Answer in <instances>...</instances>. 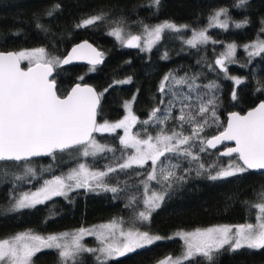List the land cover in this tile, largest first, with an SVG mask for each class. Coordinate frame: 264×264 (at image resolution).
I'll return each instance as SVG.
<instances>
[{
  "label": "snow or ice",
  "instance_id": "1",
  "mask_svg": "<svg viewBox=\"0 0 264 264\" xmlns=\"http://www.w3.org/2000/svg\"><path fill=\"white\" fill-rule=\"evenodd\" d=\"M247 0H238L236 7H243ZM159 6L160 0H152ZM60 5L47 10L46 15L53 16ZM228 10L221 8L209 17L208 27L227 28ZM104 13L82 18L77 28L94 26L104 21ZM142 33L125 35L122 27H114L109 35L120 41L122 46L140 48L150 51L161 40L165 30L179 32L188 25L177 26L170 21L149 26L140 22ZM245 19L235 23L236 28L244 27ZM261 35H264V20L261 21ZM42 28L41 24H37ZM46 30V29H45ZM207 28L193 30L190 39L185 43L192 48L207 44L211 37ZM216 43V41H212ZM249 59L264 54V39L243 46ZM237 45L230 43L215 60V64L227 74L225 61L235 62ZM168 58L167 53L162 57ZM74 60H87L95 66L103 62V53L94 48L88 41L75 45L66 57L50 54L44 47L21 49L17 51H0V162H25L22 174L11 173L16 181L37 178L36 169L31 167L33 157L50 156L56 153L75 150L82 157H97L105 152L115 153L114 147L100 143L94 133H116L123 130L119 136L121 156L115 164H108L103 169H96L87 163L78 162L66 174L54 176L43 181L42 187L19 197H12L8 211L35 208L44 204L54 196L68 198L69 193L84 188L89 192H111L116 195L127 190V181L121 187L119 179L110 182V176L118 171L132 169L133 166L143 168L149 161L151 170L143 185L142 199L136 194L128 197L126 207L142 203L143 208L136 212L135 219L141 223L150 219L166 196H169L176 185H182L195 173L196 178H206L211 181L225 180L249 170H264V100L241 115L239 112L228 114L227 124L217 135L207 137L206 129L215 124L221 127L217 116L219 89L214 81L200 85L196 81L199 75L177 77L169 72L161 80L157 91L160 100L148 113V118L140 120L132 111V100L124 101L126 115L115 122L104 120L98 122L97 116L104 92L77 83L66 95H60L53 72L61 65L70 64ZM27 62V68H22V62ZM242 67L245 65H241ZM211 67V66H209ZM234 85L239 86L244 80L237 76H227ZM83 80V77H80ZM131 83V77L115 80L108 87ZM257 91L264 92V84L259 81ZM187 86V92L176 86ZM203 88L206 91L201 92ZM195 94V96H193ZM232 100L237 99L235 88L231 94ZM163 106V107H161ZM178 108V114L173 110ZM169 122L172 126L169 127ZM142 130L133 132L137 125ZM149 126L156 129L155 135L149 132ZM224 141H233L234 147H226L220 156L231 157L225 165L201 162L200 153L216 148ZM133 150L127 154V150ZM176 162H172V158ZM164 158V159H162ZM114 159H116L114 157ZM181 160L188 161L189 167L182 169ZM195 163V167L193 164ZM0 175L7 176L6 167L0 168ZM139 175V173H137ZM155 181L157 188L150 187ZM258 202L249 207L256 210L255 223L219 225L194 230H178L164 237L153 234L139 227L124 228L122 219L114 218L107 224L94 226L91 229L81 227L74 232H61L47 236L35 234L32 231L21 232L10 238L0 239V264H35L34 257L44 250H54L59 264H84L82 254L89 253L96 264H109V261L136 253L137 250L150 247L162 240L179 239L182 241L181 252L177 256L168 255L157 264H201L197 257L203 258L208 264H215L217 255L222 251L235 252L239 249H264V186L257 194ZM249 204L248 201H245ZM95 236L99 242L95 248L82 243L84 236ZM227 246V247H226Z\"/></svg>",
  "mask_w": 264,
  "mask_h": 264
},
{
  "label": "trees",
  "instance_id": "2",
  "mask_svg": "<svg viewBox=\"0 0 264 264\" xmlns=\"http://www.w3.org/2000/svg\"><path fill=\"white\" fill-rule=\"evenodd\" d=\"M237 2L238 0H160L159 6H155L152 0H0V50L17 51L41 46L50 54L62 57L75 42L85 38L92 41L105 57L102 63L95 66L94 71L91 70L93 66L88 64L60 66L55 69L54 78L60 95H64L76 81L89 82L98 92L108 88L101 99L97 120L118 118L124 111V101L132 100L133 96L136 97L132 104L134 114L140 120L147 119L148 113L161 98L157 89L166 74L172 72L177 77L198 74L197 84L204 85L214 81L219 85L215 94L219 98L217 116L221 127L218 128L215 124L208 127L204 135L209 137L223 129L228 111L243 112L264 100V92L256 90L258 81L264 84V54L249 59L247 52L241 47L251 40L264 39V35L260 34L261 21L264 20V0H247L243 7H236ZM57 4L60 7L53 16L46 15L47 10ZM221 8L228 10V16H222V19L228 20V27H208L209 17ZM100 13L106 15L104 21L87 28L76 27L82 18ZM245 19L248 23L244 27H235V23ZM162 20L188 25V28H182L179 32L165 30L161 40L150 51L122 46L120 41L109 35L117 25L129 28L135 21L152 24ZM38 23L43 27L38 28ZM201 28L208 29L207 35L211 40L197 48L187 45L185 39L190 31ZM227 43H235L238 48L233 57L235 62L225 61V74L215 64V60ZM165 53L168 55L167 59L162 58ZM226 75L240 77L244 83L236 86ZM128 77H131V83L108 87L113 81ZM176 87L187 92L186 85ZM234 88L237 92L236 100L231 98ZM200 91L206 90L201 88ZM178 108L179 106L173 110L174 115L178 114ZM168 126L171 127L172 122ZM142 127L137 124L133 132L141 131ZM149 132L155 135L156 129L149 126ZM94 135L100 142L117 151L88 157L86 163L96 169H103L110 163L115 164L121 156L120 131ZM225 145L200 153L201 162L206 165L217 162L226 165L232 158L219 155L220 148ZM72 151L75 150L57 152L55 159L50 156L31 158L30 164L37 170L36 179L29 177L27 180L16 181L8 177L0 181V239L22 230L45 234L114 217H124L132 226L164 237L182 229L255 220L256 210L249 205L258 202L257 194L264 186V172L249 170L217 181L196 178L193 173L185 183L174 187L148 221L141 223L135 219L141 203L132 207L126 205L132 194L142 199L143 185L140 182L146 179L151 170L150 161L143 168L133 166L132 169L118 171L110 176V182L115 183L119 179L121 187L127 181V190L117 194L116 198L111 192H89L80 188L70 192L68 198L54 196L35 208L8 211L12 197L37 187L44 180L67 169L74 161L68 156V152ZM130 153L131 149H128L127 154ZM172 162H176L175 157ZM180 163L182 174V169L189 167V164L186 160H181ZM49 165L50 168H47ZM149 183L152 188L158 187L155 181ZM181 248L182 241L178 238L165 239L137 250L136 253L111 260L109 264H153L167 255H179ZM81 258L84 264H96L92 254L84 253ZM196 259L201 264H208L201 257ZM34 262L59 264L54 250L37 253ZM215 264H264V249L243 248L235 252L222 250L217 255Z\"/></svg>",
  "mask_w": 264,
  "mask_h": 264
},
{
  "label": "rangeland",
  "instance_id": "3",
  "mask_svg": "<svg viewBox=\"0 0 264 264\" xmlns=\"http://www.w3.org/2000/svg\"><path fill=\"white\" fill-rule=\"evenodd\" d=\"M221 19H222V17H221ZM164 21H165V20H164ZM164 21L162 20V21H159V22H156V23H152V24H148V23H145V24H148L149 26H153V25H156V24L163 23ZM172 23H173V22H172ZM176 25H177L178 27L181 26V25H178V24H176ZM117 26L122 27V28L124 29V33H125V35H127L128 33H131V34H133V35H137V34H141V33H142V25H141V23H139L138 21L133 22V24H132L129 28H125V27H123L122 25H117ZM117 26H115V27H117ZM113 28H114V27H113ZM113 28H112V29H113ZM195 30H199V29H195ZM192 31H193V30L190 31V33H189V35L186 37L185 41H186L187 39H190V38H191V36H192ZM256 40H257V39H254V40H251V41H249V42H246V43L242 44L241 47L244 49V47H243L244 45H246V44H250V43H253V42H255ZM228 44H230V43H227V44H224V45H223V48H222V50H221V53L224 52V51L226 50ZM38 47H41V46H38ZM38 47H31V48H25V49H32V48H38ZM237 48H238V46H237ZM244 50H245V49H244ZM226 61H227V60H226ZM22 64L27 65V62H26V61H25V62H22ZM128 101H130V100H128ZM132 111H133V109H132ZM133 113H134V112H133ZM124 115H126V111H125V109H124L123 113H122L118 118H116V119H113V120L103 119V120H98V122H103L104 120H108V121H110V122H115V121H117V120H119V119H122ZM117 130L120 131V136H122V135H123V130H122V129H117ZM132 131H133V129H132ZM94 136H95V135H94ZM95 138H96V136H95ZM96 139H97V138H96ZM97 140H98V139H97ZM98 141H99V140H98ZM99 142H100V141H99ZM100 143H102V142H100ZM102 144H105V143H102ZM106 145H107V144H106ZM132 151H133V150H131V152H132ZM130 154H131V153H130ZM68 156H69L72 160L74 159L73 163L70 164V166H68V168L65 169L62 173L57 174V175H54V176H59V175L66 174V173L69 171L70 168H74V167H76V165H77L78 162L86 163V158H88V157H82V156H80L79 153L76 152V151H74V152H73V151H72V152H68ZM89 157H91V156H89ZM24 163H25V162H20L19 164H17V162H0V168H4V167H6L7 170H8V172H9V175H7V176L0 175V181H1L2 179H6V178H8V177H11V178L14 179V176H13L11 173L22 174ZM50 166H51V165L47 166V168H50ZM31 167H33L34 169H36L34 165H31ZM43 167L45 168V166H43ZM43 167H41V169H43ZM36 172H37V170H36ZM54 176L50 177L49 179H52ZM42 185H43V183L39 184L37 187H35V188H33V189H30V190H28V191H24V192L20 193L17 197L23 195L24 193H31V192H34V191H36L37 189H39L40 187H42ZM142 208H143V205H142V203H141V208H140L139 210H141ZM114 218H116V219H122V220L124 221V225H123V226H124L125 230H127L129 227H133V226H132V223H129L128 220L125 219L124 217H114ZM114 218H111V219H109V220H104V221L95 222V223H92V224H89V225H86V226H81V227L86 228V229H91V228H93L94 226H99V225H101V224H107V223H109L111 220H113ZM247 223H248V222H247ZM252 223H255V220H254ZM238 224H243V223H234V224H229V223L212 224V225H208V226H204V227H197V228H205V227H212V226H219V225H232V226H235V225H238ZM81 227H74V228L64 229V230L55 231V232H50V233H45V234L36 233V232H33V231H32V232L35 233V234H39V235H43V236H47V235H49V234H58V233H61V232H69V233H71V232H74V231L80 229ZM194 229H195V228H193V229H188V231H191V230H194ZM182 230H183V229H182ZM27 231H30V230H22V231L16 232L15 234H18V233H21V232H27ZM177 231H178V230H177ZM175 232H176V231H175ZM175 232H174V233H175ZM174 233H173V234H174ZM15 234H13V235H15ZM13 235H11V236H13ZM171 235H172V234H171ZM11 236L6 237V238H10ZM6 238H2V239H6ZM82 243L85 244L87 247H92V248L97 247L98 244H99V242L97 241V239H96L95 236H88V235H86V236L83 237ZM167 256H168V255H167ZM172 256H177V255H172ZM165 257H166V256H165ZM163 258H164V257H163ZM163 258H161V259H163ZM161 259H159V260H161ZM159 260H157V261L154 262L153 264H157V262H158Z\"/></svg>",
  "mask_w": 264,
  "mask_h": 264
},
{
  "label": "water",
  "instance_id": "4",
  "mask_svg": "<svg viewBox=\"0 0 264 264\" xmlns=\"http://www.w3.org/2000/svg\"><path fill=\"white\" fill-rule=\"evenodd\" d=\"M84 41H88V43H90L94 48H96L98 51L102 52V50H101L96 44H94V43H93L92 41H90L89 39L85 38V39H81V40L75 42L74 44H72V45L68 48V50L66 51V53H65L61 58L66 57V56L68 55V53L71 51V49H72L75 45L80 44V43H82V42H84ZM0 51H14V50H0ZM104 58H105V57H104V55H103V61H104ZM74 64H88V65H90V64L88 63L87 60H74V61H72L70 64H67V65H61V66H69V65H74ZM21 67L26 69V68H27V65H23V64H21ZM54 74H55V70H54V72H53V77H54ZM77 83H79V84H81V85H85V84H86V85H88V86H91V87L95 88V87H94L91 83H89V82L76 81V82H74V83L71 85V87L68 89L67 92H69V91L71 90V88L74 87ZM95 89H96V88H95ZM96 91H97V90H96ZM67 92H66L64 95H66ZM97 92H98V91H97ZM260 102H261V100L258 101L254 106L249 107L248 109H246V110L243 111V112H240V111H238V110H231V111H228V112L226 113V122H225V126H226V124H227L228 114H229L230 112H239L241 115H243V114H246L247 111H249V110H251L252 108H254L255 106H257ZM97 119H98V116H97ZM225 126H224V127H225ZM221 131H223V129H222ZM219 132H220V131H219ZM219 132H218V133H219ZM218 133H216V134H214V135H217ZM93 135H94V134H93ZM209 137H211V136H209ZM223 144H226V145L220 148L219 153L225 151V150H226V147H234V146H235L233 141H224V142H222L221 144H218L216 148H219V147L222 146ZM213 149H215V148H213ZM39 157H46V156H39ZM224 157H226V156H224ZM33 158H34V157H33ZM252 171H255V172H264V170H252Z\"/></svg>",
  "mask_w": 264,
  "mask_h": 264
}]
</instances>
